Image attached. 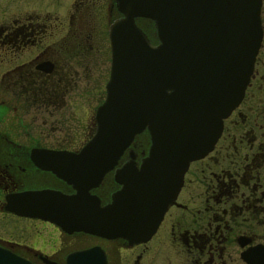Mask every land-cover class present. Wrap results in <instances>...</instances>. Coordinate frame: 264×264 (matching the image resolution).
Returning <instances> with one entry per match:
<instances>
[{
  "label": "flooded vegetation",
  "instance_id": "af4514ba",
  "mask_svg": "<svg viewBox=\"0 0 264 264\" xmlns=\"http://www.w3.org/2000/svg\"><path fill=\"white\" fill-rule=\"evenodd\" d=\"M103 1L79 0L66 19L33 1L0 10V248L31 264H264V0L243 95L223 117L212 148L188 163L150 236L129 241L76 224L88 194L100 207L110 204L122 186L116 170L139 167L150 145L147 128L136 133L89 189L86 175L76 173L80 162L71 160L94 134L106 97L108 26L121 13L113 0L105 2L106 77L87 87L102 30L80 11L99 14ZM136 21L157 42L153 23Z\"/></svg>",
  "mask_w": 264,
  "mask_h": 264
},
{
  "label": "water",
  "instance_id": "95a60500",
  "mask_svg": "<svg viewBox=\"0 0 264 264\" xmlns=\"http://www.w3.org/2000/svg\"><path fill=\"white\" fill-rule=\"evenodd\" d=\"M113 1L121 16L108 26L106 97L94 134L71 160L80 162L76 173L86 175L89 189L136 133L147 128L150 145L139 167L116 170L122 186L110 204L100 207L88 194L76 224L139 241L154 231L188 163L212 148L223 117L242 97L261 40V2ZM142 18L153 23L156 43L138 25ZM0 264L31 262L0 248Z\"/></svg>",
  "mask_w": 264,
  "mask_h": 264
},
{
  "label": "rangeland",
  "instance_id": "374dc122",
  "mask_svg": "<svg viewBox=\"0 0 264 264\" xmlns=\"http://www.w3.org/2000/svg\"><path fill=\"white\" fill-rule=\"evenodd\" d=\"M33 1V5L37 6L40 9H49L54 11L55 14L59 16L60 19L67 18V12L73 11L74 7L76 6V2L79 0H0V10L1 8L5 9H12L21 6H28L30 7L31 2ZM107 0L103 1V5L101 7V12L98 14H90L89 10H86V7H82L80 11H83L85 14L83 17L90 21L91 26L94 27L97 33L102 30V47L96 51L93 50V57L96 56L98 53V61H97V68L95 69L93 64H89L92 66L91 70L86 71V86L93 87L95 81L104 82L106 77V69L105 66L108 64V57H109V49H108V38H107V18L105 17L106 13V2ZM79 8V6H78ZM74 17H72L73 19ZM99 30V31H98ZM96 51V52H95ZM100 52V53H99ZM103 59V63L99 60ZM101 74V75H100ZM4 234V233H3Z\"/></svg>",
  "mask_w": 264,
  "mask_h": 264
}]
</instances>
